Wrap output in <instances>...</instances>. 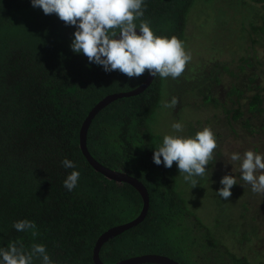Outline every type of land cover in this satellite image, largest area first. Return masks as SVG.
<instances>
[{"label":"trees","instance_id":"1","mask_svg":"<svg viewBox=\"0 0 264 264\" xmlns=\"http://www.w3.org/2000/svg\"><path fill=\"white\" fill-rule=\"evenodd\" d=\"M192 2L145 0L144 15L134 23L147 22L154 35L183 41ZM246 24L255 32L261 28L252 20ZM75 31L57 14L45 15L33 7L31 0H0V248L13 242H22L29 250L34 243L43 244L54 264H93L96 237L130 220L141 207L131 185L109 180L87 163L78 146V130L96 101L137 86L147 70L131 79L119 70L106 72L83 53L72 51ZM161 87L162 78L156 75L140 93L109 102L87 127L85 143L92 158L135 177L148 194L142 220L103 242L99 259L110 264L157 253L181 264H198L210 249L207 264H263L240 249L241 253L222 247L206 227L203 235L178 188L177 166L153 162L154 149L162 145L151 126ZM230 93L238 97L242 91L231 86ZM260 96L257 91L249 94L248 110L260 111ZM65 158L74 161L76 168H64ZM73 170L81 175L77 186L68 191L63 181ZM24 219L36 224L37 236L13 227ZM186 230L194 235L187 236ZM188 238L191 246L185 247ZM184 247L195 252L191 260ZM216 252L221 257L212 260ZM33 264H41V259Z\"/></svg>","mask_w":264,"mask_h":264},{"label":"rangeland","instance_id":"2","mask_svg":"<svg viewBox=\"0 0 264 264\" xmlns=\"http://www.w3.org/2000/svg\"><path fill=\"white\" fill-rule=\"evenodd\" d=\"M249 4V0H244L241 5L238 0H193L186 15L187 36H184L182 41L186 52L191 53L192 59L186 64L179 78H162L160 106L151 124L162 143L165 135L195 137L196 133L205 127L210 128L217 140V147L213 153L216 158L214 170L221 162L226 166L232 163L236 168L237 181L241 176L240 164L246 151L252 150L264 159V111L262 116L254 114L251 115V119L235 120L229 124L227 117L217 105L218 102L221 103L224 110L236 105L235 95H226L231 86L242 91L241 101L244 100L249 91L248 87L253 85L248 77L253 79L251 75L254 71H251V66L245 65V56L251 53L252 47L256 48V53L262 57L259 59V64L264 62V44L251 43L249 26L244 23L245 20L251 21L253 15ZM262 5H264L262 0L254 4L256 9L253 11L259 14L254 20L256 24L261 22L259 17L264 12V8L260 7ZM207 48L209 51H206ZM206 62L207 65H204ZM216 64L223 65L217 83L209 79L215 73ZM209 70L211 73L209 76L202 74V71ZM256 82L258 88L264 87V76ZM208 84L217 85L214 86L215 88H210L212 101L205 102L202 100V95L207 90ZM173 96L179 99V103L174 108H164L163 104L170 102L169 98L172 99ZM262 96L264 100V93ZM230 100L233 102L230 103ZM175 122L183 125L182 132L177 133L171 127ZM232 153H239L241 160L231 161ZM173 163L177 166L175 161ZM218 169L225 175L235 177V174L229 170L224 171L223 165ZM259 174H264V171L257 173ZM184 175L179 173L177 167L175 177L178 188L185 195L187 205L193 211L194 216L190 218L194 220V226L199 227L203 235L205 229L210 231L216 243L222 247L248 251L243 253L255 262L264 264V250L256 253L263 248L260 245L264 243V216H251V211L250 216H247L242 201H248L249 206L256 202H261L264 206L261 194L254 193L249 183L239 182L240 189L233 187L229 200H223L217 193L222 186L216 176L207 174L203 179L194 177L198 184L192 188L191 183L184 180ZM190 232L187 231L186 235H194ZM190 240L188 238L185 247L191 246ZM192 243L200 247L198 243ZM185 247V255L191 260L195 252L190 247L188 249ZM251 249L252 252L249 251ZM209 250L201 256L198 264L208 263L209 258L206 254L210 253ZM218 257H221L219 252L211 255L212 260H219Z\"/></svg>","mask_w":264,"mask_h":264},{"label":"clouds","instance_id":"3","mask_svg":"<svg viewBox=\"0 0 264 264\" xmlns=\"http://www.w3.org/2000/svg\"><path fill=\"white\" fill-rule=\"evenodd\" d=\"M31 3L41 8L45 15L55 13L66 25L75 26L72 51L83 53L89 62L102 65L106 72L119 70L131 79L141 77L147 70L153 77L176 79L192 59L177 37H159L147 22L134 23L144 15L145 0H31ZM178 103L179 99L173 96L163 107L174 108ZM171 127L177 133L183 131L179 122ZM216 147V136L208 127L197 132L195 137L165 135L162 145L154 149L153 162L171 168L175 161L179 173L185 174L184 180L193 188L198 184L194 177L205 175L206 165L214 159ZM230 160L240 161L241 156L232 153ZM61 163L66 169L76 168L70 159L65 158ZM261 171H264L262 156L252 150L246 151L240 164L241 179L251 185L254 193L264 195V174L257 175ZM80 175L73 170L63 181L64 187L72 191ZM220 184L223 187L217 191L218 195L229 200L231 189L237 184L236 178L224 175ZM13 227L19 232H30L33 237L39 234L36 224L27 219L15 222ZM34 259H41V264H54L43 244L34 243L30 250L22 242L0 248V264H33Z\"/></svg>","mask_w":264,"mask_h":264},{"label":"water","instance_id":"4","mask_svg":"<svg viewBox=\"0 0 264 264\" xmlns=\"http://www.w3.org/2000/svg\"><path fill=\"white\" fill-rule=\"evenodd\" d=\"M136 31H137V34H139V29H136ZM152 79H153V76H151L147 72L144 79L137 86L129 90L117 91V92H112V93L104 95L102 98L96 101L87 111L86 115L84 116L80 124L79 130H78V146H79L80 152L85 158V160L87 161V163L93 168V170L99 172L105 178L109 180L128 183L138 192L141 198L140 210L133 218L125 222H121V223H118V224H115V225H112L106 228L96 237L93 243L92 255H91L93 264H105L98 257V251L103 242L121 233L122 231L136 225L138 222L142 220V218L144 217L146 213L147 206H148V194H147V190L145 189L144 185L139 180H137L135 177L123 171L108 168L102 165L101 163L97 162L94 158H92V156L89 154L86 148V143H85L86 130H87V127L91 119L94 117V115L104 106H106L109 102L117 98L129 97V96H133V95L140 93L149 85ZM145 262L158 263V264H181L178 261L166 255L157 254V253H145V254L130 256V257L117 260L110 264H139V263H145Z\"/></svg>","mask_w":264,"mask_h":264},{"label":"flooded vegetation","instance_id":"5","mask_svg":"<svg viewBox=\"0 0 264 264\" xmlns=\"http://www.w3.org/2000/svg\"><path fill=\"white\" fill-rule=\"evenodd\" d=\"M244 0H239L240 4L243 2ZM264 1V0H262ZM249 7L252 9V10H255L256 8L254 7V4L255 3H258V2H254V0H249ZM260 7H263L264 8V5L260 6ZM257 12V11H256ZM258 13L256 14L255 12L253 13L252 15V24L253 25H257L258 28L260 29H257V32L253 31L252 30V27H250L248 24L247 26H249V31H250V34L252 35L251 37V43L252 44H258V43H261V44H264V15L262 17L261 15V22L260 24H256L254 22V20L256 18H258ZM247 23V20L244 21V23ZM243 25V24H242ZM242 27V26H241ZM244 27V26H243ZM260 44V45H261ZM251 53L248 55V56H245V59H246V67L248 66H251V71H254L252 73V78L248 77V79L251 80V86H249L248 88H250V91H248V93L245 95L244 97V100L241 101V98L243 97V94L241 95L240 94V97H237L236 96V93H233L235 95V106L233 108H228L225 110L221 107V103H217V105H219V107L221 108V110L223 111V113L225 114V116L227 117L228 119V123L229 124H232L233 122L232 121H235V120H242L244 121L245 119H251V115H254L256 114L257 116H262L261 114L263 113L264 111V100H263V96H262V93H264V87H261V88H258V83L256 82L257 81H260L261 79V76H264V62L259 64V59H261L262 57L260 55H258L256 53V48H251ZM247 57V58H246ZM204 65H207V62L204 64ZM222 64H216V70L214 71L215 73L209 77V79H213V81H215L216 83L218 82L217 78L219 77V72L222 71L223 67ZM202 74H206L209 76L210 73V70L209 71H202ZM215 85L217 84H213V86L211 84H208L206 86V89L204 92H203V95H202V100H204L205 102H210L212 101L213 97L211 95V87H214ZM215 88V87H214ZM249 90V89H248ZM252 91H257L260 93V97H261V103L259 104L260 106V111H250L248 110V105H247V97L249 96V94L252 93ZM205 93V94H204ZM232 93L230 94H227L226 92V95L227 96H230ZM233 101L230 100V103H232ZM215 104V103H214ZM216 161V158L214 157V159L212 161H210V163L208 165H206V173L203 177L207 176V174H211V176H216L219 180L222 179V177L225 175L221 172V170H219L218 168L220 167V165H223V167L225 168L224 171L226 170H229V172H232L235 174V178L237 180V176H236V168H235V165H233L232 163L230 165H224L222 164V162L220 163V165L217 166V168L214 170V163ZM231 162V161H230ZM223 171V172H224ZM202 177V179H203ZM239 182H244L242 179H241V176L238 178V181H237V184L234 185L233 187L234 188H238L240 189L239 185L240 183ZM247 183V182H246ZM248 184V183H247ZM222 186V185H221ZM249 186V185H247ZM223 187V186H222ZM232 187V188H233ZM232 190V189H231ZM261 197L262 199H264V195L261 194ZM243 201V204H245L244 206L246 207L245 208V212L247 213V216H250V211L252 213L251 216H264L263 214V211H264V206H262L263 203L261 202H256V203H252V206L248 204V201L246 200H242ZM248 204V205H247ZM216 216V215H214ZM261 247H263L260 251H257L256 253H259L261 252L262 250H264V243L262 245H260ZM235 248V247H234ZM239 248L235 249V250H238ZM259 249V248H258ZM250 252H252V249L249 250ZM244 253H248V251H242Z\"/></svg>","mask_w":264,"mask_h":264}]
</instances>
